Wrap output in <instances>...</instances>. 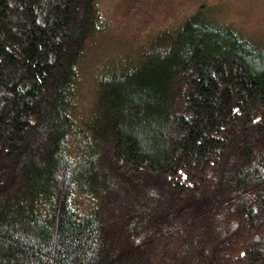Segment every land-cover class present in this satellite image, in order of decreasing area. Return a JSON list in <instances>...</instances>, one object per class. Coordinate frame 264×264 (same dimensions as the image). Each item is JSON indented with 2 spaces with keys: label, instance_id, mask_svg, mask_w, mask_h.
<instances>
[{
  "label": "trees",
  "instance_id": "1",
  "mask_svg": "<svg viewBox=\"0 0 264 264\" xmlns=\"http://www.w3.org/2000/svg\"><path fill=\"white\" fill-rule=\"evenodd\" d=\"M98 19V0H0V264H264V48L197 14L163 29L100 77L82 157Z\"/></svg>",
  "mask_w": 264,
  "mask_h": 264
},
{
  "label": "rangeland",
  "instance_id": "2",
  "mask_svg": "<svg viewBox=\"0 0 264 264\" xmlns=\"http://www.w3.org/2000/svg\"><path fill=\"white\" fill-rule=\"evenodd\" d=\"M98 12L97 27L78 63L72 87L71 112L77 129L68 143L70 151L82 157L87 156L93 144L85 141L78 146L75 144L79 127L84 126L85 121L91 122L93 110L97 102L100 103V77L107 75L110 69L119 71L130 66L132 60L127 55L137 54L163 29L179 25L197 14L199 23L208 20L211 24L227 26L264 48V0H98ZM78 204L89 209L93 201L84 199Z\"/></svg>",
  "mask_w": 264,
  "mask_h": 264
}]
</instances>
